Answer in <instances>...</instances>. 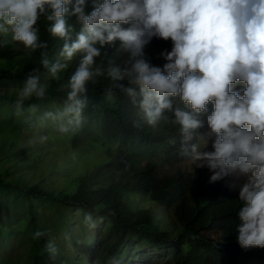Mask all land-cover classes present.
Wrapping results in <instances>:
<instances>
[{"label":"clouds","instance_id":"9594fccd","mask_svg":"<svg viewBox=\"0 0 264 264\" xmlns=\"http://www.w3.org/2000/svg\"><path fill=\"white\" fill-rule=\"evenodd\" d=\"M40 20L48 21L47 31L62 40L51 60L48 41L40 38ZM9 32L24 48L39 50V63L52 79L76 57L74 68L58 85L63 101L54 110L46 109L41 120L57 121L61 131L79 125L89 101L88 82L95 75L107 76L105 95L123 91L138 104L147 124L155 126L165 110L171 113L172 123L179 126L180 154L195 168L212 170L210 181L247 174L238 189L242 203L236 211L235 238L243 247L264 246V0H0V34ZM164 39H170V48L161 49L163 62L154 64L145 45L163 44ZM117 41L128 53L123 65L113 62L104 48ZM5 43L0 38V46ZM46 87L47 79L30 70L15 105L45 95ZM201 112L206 114L210 148L198 131ZM82 222L92 226L90 212L83 213ZM40 235V229L33 232ZM55 243L61 247L57 239ZM55 243L46 242L53 255ZM126 252L114 264H126ZM70 264L107 262L100 254L85 262L73 258Z\"/></svg>","mask_w":264,"mask_h":264},{"label":"trees","instance_id":"16d2710c","mask_svg":"<svg viewBox=\"0 0 264 264\" xmlns=\"http://www.w3.org/2000/svg\"><path fill=\"white\" fill-rule=\"evenodd\" d=\"M39 23L40 38L48 41L51 60L62 40L47 31L48 21ZM0 38L7 40L0 46V98L6 102L0 115V190L24 203L31 222L27 254L14 257L0 247V264H70L71 254L66 250L61 258L63 250L54 237V231L69 220L67 209L107 219L104 229L109 239L101 253L107 264H114L132 241L172 248L164 264H264V246L243 247L237 242L236 211L242 201L218 179H208L212 170L194 166L190 172H160V158L168 162L186 159L180 154L179 126L172 123L170 112L165 110L155 126L149 125L138 104L120 89L106 96L107 76L95 75L87 84L89 101L82 113L87 122L61 137L38 113L46 104L54 108L61 104L64 95L58 85L74 68L76 57L52 79L39 63L38 49L24 48L11 39L10 32ZM164 41L145 45L146 57L154 64L163 62L159 51L170 48V39ZM118 43L104 48L113 62L123 65L128 53ZM106 62L107 57L102 64ZM32 69L47 79L45 95L26 97L17 108L14 101L19 85ZM136 99H140L138 91ZM206 103L210 111L211 101ZM199 115L203 123L198 131L203 133L208 129L206 114ZM25 127L29 128L23 130ZM37 138L40 140L35 141ZM43 158L46 166L40 164ZM51 179L58 190L50 186ZM146 199L153 203L147 205ZM38 200L48 202L56 212L51 224L35 210ZM36 229L41 230L38 237L33 236ZM48 240L55 243L54 255L47 251Z\"/></svg>","mask_w":264,"mask_h":264},{"label":"rangeland","instance_id":"374dc122","mask_svg":"<svg viewBox=\"0 0 264 264\" xmlns=\"http://www.w3.org/2000/svg\"><path fill=\"white\" fill-rule=\"evenodd\" d=\"M6 102L0 98V115L4 112ZM46 109H55L51 104L42 106L39 111V115ZM31 120L29 125L32 126V112ZM87 119L82 117L79 125H70L67 130L61 131L58 127V122L53 120L44 119V124L57 133L59 136L65 134L68 130L77 128L78 126L86 123ZM35 125V124H34ZM29 127L23 128L26 130ZM208 129L203 131V135L207 137ZM45 136V133H41ZM46 137V136H45ZM62 137V136H61ZM58 138V136H57ZM209 143L206 147H211V137H207ZM59 139V138H58ZM203 139V138H201ZM40 139H36L38 141ZM158 163H161V171L167 175L175 174L180 171L190 172L194 169V164L188 159L176 160L174 162H168L167 159L160 158ZM40 164L46 166V159L43 158ZM0 169L2 170L1 166ZM44 174V173H43ZM42 174V175H43ZM48 174V173H47ZM41 175V176H42ZM247 174L244 173H233L225 175L218 180L227 186L232 193H238L239 186L246 180ZM55 179H51L52 187L58 190L55 186ZM49 184V183H48ZM144 198L142 197V200ZM146 204H152L153 201L147 199ZM147 204V205H148ZM157 207H160L158 204ZM35 210L39 212V216L43 217L46 222L51 224L53 219L57 216L56 212L51 209L48 202L38 200L34 203ZM79 210V211H77ZM69 220L64 222L63 225L59 226L61 230H55L54 236L58 240L59 245L67 250L71 254L72 258L85 262L88 259H97L101 254L103 245L108 241V231L105 230L107 219L104 217H97L91 212L93 224L82 222L83 213L85 211L80 209H67ZM57 224V222H55ZM63 229V230H62ZM30 231L31 222L29 220V212L27 207L20 199H16L11 193H3L0 190V247H5L4 252L11 253L14 257H24L27 254V250L30 243ZM58 232V235H57ZM126 257L122 261H126V264H164V262L171 257L172 248H157L149 245L148 243L132 241L127 247Z\"/></svg>","mask_w":264,"mask_h":264}]
</instances>
